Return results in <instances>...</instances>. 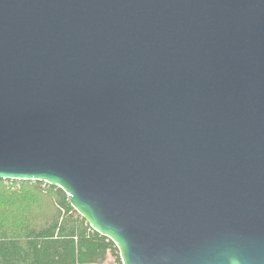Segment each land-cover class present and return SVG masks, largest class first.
<instances>
[{"label": "water", "instance_id": "obj_1", "mask_svg": "<svg viewBox=\"0 0 264 264\" xmlns=\"http://www.w3.org/2000/svg\"><path fill=\"white\" fill-rule=\"evenodd\" d=\"M0 179L122 264H264V0H0Z\"/></svg>", "mask_w": 264, "mask_h": 264}, {"label": "trees", "instance_id": "obj_2", "mask_svg": "<svg viewBox=\"0 0 264 264\" xmlns=\"http://www.w3.org/2000/svg\"><path fill=\"white\" fill-rule=\"evenodd\" d=\"M11 182V183H9ZM122 264L59 187L0 179V264Z\"/></svg>", "mask_w": 264, "mask_h": 264}, {"label": "clouds", "instance_id": "obj_3", "mask_svg": "<svg viewBox=\"0 0 264 264\" xmlns=\"http://www.w3.org/2000/svg\"><path fill=\"white\" fill-rule=\"evenodd\" d=\"M230 264H240V261L238 259H232Z\"/></svg>", "mask_w": 264, "mask_h": 264}, {"label": "built area", "instance_id": "obj_4", "mask_svg": "<svg viewBox=\"0 0 264 264\" xmlns=\"http://www.w3.org/2000/svg\"><path fill=\"white\" fill-rule=\"evenodd\" d=\"M39 182H41V185H42L43 187L50 185L49 183H47V182H45V181H39ZM90 228H91V227H90ZM91 229H92V228H91ZM92 230H93V229H92Z\"/></svg>", "mask_w": 264, "mask_h": 264}, {"label": "crops", "instance_id": "obj_5", "mask_svg": "<svg viewBox=\"0 0 264 264\" xmlns=\"http://www.w3.org/2000/svg\"><path fill=\"white\" fill-rule=\"evenodd\" d=\"M105 264H112V259L108 258V260L105 262Z\"/></svg>", "mask_w": 264, "mask_h": 264}, {"label": "rangeland", "instance_id": "obj_6", "mask_svg": "<svg viewBox=\"0 0 264 264\" xmlns=\"http://www.w3.org/2000/svg\"><path fill=\"white\" fill-rule=\"evenodd\" d=\"M6 181V180H5ZM9 183H11V182H9Z\"/></svg>", "mask_w": 264, "mask_h": 264}]
</instances>
